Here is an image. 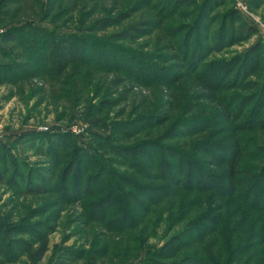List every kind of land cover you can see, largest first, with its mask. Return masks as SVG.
I'll return each mask as SVG.
<instances>
[{"label": "rangeland", "instance_id": "1", "mask_svg": "<svg viewBox=\"0 0 264 264\" xmlns=\"http://www.w3.org/2000/svg\"><path fill=\"white\" fill-rule=\"evenodd\" d=\"M164 1L152 0L153 3H157V7H162L161 3ZM190 1L192 0L185 2L170 20L164 22L166 25L163 28L167 27L163 29L161 20L155 15L156 10H150L147 6L140 4L138 0H57L56 2L53 0H0V34L7 32L14 25L29 21L39 26L55 28L56 33L61 35L87 33L93 36L116 38L117 34L126 31L124 36L142 34V37L133 42L120 41V39L115 42L133 47L146 44L144 51L153 54L155 53L154 45L166 42V38L171 35L168 29L182 25V28L187 31H179L175 37L178 39L179 46L176 54L181 55V58L184 57L186 62L183 63V68L176 67L174 69L175 81H170L167 85L159 83L145 85L116 70H103L89 64H69L64 69V75H41L39 70H34L18 55L20 49L16 43L7 44L14 49L13 53L19 56L17 60L21 61L25 69H28L29 75L20 76L10 82L0 81V143L12 144L14 152L20 155L24 162L23 167L26 166L23 169L19 166L14 167V165L7 167V177L0 182V228H4L9 240L13 241L12 247L16 259L14 262L2 263L0 261V264H144L148 261L145 258L146 252L153 247L162 246L173 234L182 231L189 224V220L194 216V211L186 214L181 222L174 220L175 214H172V217L169 214V208H172L174 213L178 210L179 204L176 203L178 196L180 195V198L186 194L182 192L179 195H167L160 204L154 206L156 209H153L149 215L152 220L150 226L152 231L145 230L147 232L144 231L138 239L135 240L134 237L139 234L140 224L126 231L107 230L101 222L90 221L85 216L87 213L84 208V203L104 196V192L93 197L79 196L78 198L73 197L71 200L66 199L59 191H63V188H71L72 193L76 195L79 190H86L88 188L85 185L86 176L83 179L84 185L77 183L74 186L76 175L71 174L68 178L62 175L67 158H69L67 154L65 152L60 154L61 148L57 149L56 144L50 145L49 154L44 151L48 144L47 141L51 137L53 138L51 134L55 132L70 133L74 136L77 145L88 149L91 153H96L100 158L108 159L109 161L105 162L107 167L118 170L120 173L117 176L124 175L133 178L135 184L153 187L163 184L158 175L151 171L150 165L155 164L159 154L156 155L155 162H153L151 161L152 157L149 158L153 151L146 148L144 155L148 154V156H145V159H140V163L146 166L143 170L145 173H140L129 166L111 162V158H115V156L103 145L97 143L92 135L96 133L108 136L112 142L124 147L135 146L142 142H145L143 144L147 146V141L154 140L165 148L176 146L186 153H190L192 146L200 142L199 140H203L205 136H207V140L215 139L217 144L214 146H219V148L222 145L221 142L225 146L232 142L228 138L227 129V124L231 121H225L219 113L224 109V106L218 101L211 102V109L208 108L206 111V114L207 112L209 116L212 114L210 117L215 120L211 126V128H218L215 132L212 129H209L207 134L202 132L188 135L185 132L190 127L186 120L197 115L203 103L204 108L209 106L206 104L208 103L207 98L202 95V92L190 98V95L196 90L192 86L193 80L189 79V77L195 78L194 72L190 71V65L195 62L196 55H202L212 45L213 48L219 46L221 48L208 53L205 63L217 60L231 62L235 56L245 52L257 42L259 36L262 38V50H264V0H226L224 5L215 8V18L212 20L213 23L209 22V30L203 35V38L198 37L196 32L198 28L194 27L193 29L192 27V23L198 15L195 5L197 8L203 0H194V6L190 5ZM232 7L239 12V18L247 24L255 26L257 32L244 40L222 46L218 25L222 21L221 15L224 12H229ZM191 10L189 17L182 16ZM104 18L110 19L104 21L102 25L98 24V27L110 22L112 24L101 31L89 30L92 24ZM185 26H190V28H185ZM204 29L207 30V27ZM137 30H141L140 33ZM23 31L26 32V30ZM188 32H191L190 37H186ZM10 34L8 33L6 36H11ZM14 34L17 35L19 32L15 31ZM198 44L200 47L196 51ZM187 51L188 54H186ZM159 52L167 54L168 51L161 49ZM167 57L168 55L164 58ZM0 61L6 62L3 59ZM154 62L163 66L160 59ZM169 62L164 64L168 65ZM260 67L264 70V60ZM73 68L77 73L68 77ZM236 71V67L232 68L231 74L234 77ZM232 78L229 75L225 82L234 79ZM171 80L173 79L171 78ZM249 80L256 81L260 87L264 83V71L246 77L241 76L238 82L245 84ZM256 89L244 88L242 91L231 89L225 95H229L231 92L245 95L255 92ZM198 95L200 98L196 97ZM197 100H199L198 103ZM257 100L258 97L253 102L256 103ZM240 102L234 101L233 110L240 115V121H243L247 117L246 112L252 106L248 104L244 108V112L236 111ZM195 103L199 106L185 111V107L195 106ZM91 106L94 108L89 110ZM150 115L164 118L157 124L141 128L147 120H151L146 118ZM174 122L177 126L174 125ZM180 125L182 126L180 127ZM37 131L49 134L41 135L40 142L42 144L44 142V146L39 145L40 151L31 143V140L36 138L26 137V133ZM169 132L173 137H159L163 133L168 134ZM253 134L257 139L259 137V140L253 141L251 146L264 144V131ZM54 140L59 141L58 138H54ZM38 143L39 139H36L37 146ZM152 147L155 146L152 145ZM218 150L221 149L215 148L216 153L219 152ZM58 153L62 161L59 165L53 164L56 170L53 173L50 170L52 169L50 165H52V157L57 156ZM130 156L132 158V155H129L128 159ZM243 160L246 163L257 162L249 158H243ZM205 165L213 169V166ZM182 168V173L187 170L185 164ZM16 170L24 172L35 186L25 191H17L12 187L11 183L21 182L20 173H17L15 178ZM173 170L177 172V168ZM94 171L95 169H92L90 172ZM34 174L42 176L44 181L34 180L32 177ZM52 174H55L54 178L51 176ZM179 176L180 180L186 182L184 174ZM13 177L15 181L10 182L8 179ZM115 178L117 181L125 182L123 179ZM151 187H147L152 189L151 194L159 192L154 189L155 187ZM94 190L96 191V189ZM130 190L137 200L145 201L144 197L142 198L140 195L145 190L141 192H135L133 188ZM222 200L228 201L225 198ZM105 206L99 210L103 212L102 214H104ZM139 214L141 211L132 205L130 216L136 215L137 217ZM137 219L139 218L137 217ZM25 224H33V229L30 232L25 231L27 229ZM141 224L143 226V223ZM13 226L15 227L11 228ZM247 229L242 230L247 231ZM39 234L40 237L37 236ZM255 242L257 241L255 240ZM199 246L202 244L192 242L189 248ZM258 249L259 247L255 250ZM179 253L169 256L166 260H173L172 262L181 260L183 255Z\"/></svg>", "mask_w": 264, "mask_h": 264}, {"label": "trees", "instance_id": "2", "mask_svg": "<svg viewBox=\"0 0 264 264\" xmlns=\"http://www.w3.org/2000/svg\"><path fill=\"white\" fill-rule=\"evenodd\" d=\"M56 1L53 0V2ZM187 1L165 0L161 3L162 7H157V3H153L152 0H138L140 4L142 3L143 6H147L150 10H156L155 15L161 20L162 28L166 25L164 22L170 20L178 12L179 7ZM193 1L189 2L192 6H194L195 2ZM225 1L203 0L197 8L195 5L198 15L195 17L192 27L193 29L194 27L198 28L196 31L198 37L201 36L203 38V35L208 32L209 22L213 23L212 20L216 15L214 14L215 8L224 5ZM191 12L192 10L182 14V16L189 17ZM239 17V12L233 7L229 12H224L221 15L222 21L218 25V33L222 46L244 40L257 32L255 26L247 24ZM108 19L110 18L97 20L91 25L89 30L101 31L107 28L112 24L111 22L100 27H98V24L102 25ZM166 27L163 29H166ZM182 27V25H178L174 29H168L171 35L166 38V42L154 45L155 53L151 54L144 51L146 44L139 43L140 46L133 47L115 42L119 39L120 41L133 42L142 37V34L124 36L125 31L117 34L116 38L111 36H93L87 33H66L61 35L56 33L55 28L39 26L32 21L14 25L7 32L0 34V59L6 61H0V81L10 82L20 76L29 75L28 69H25L21 61L17 60L20 56L34 70H39L41 75H61L65 74L64 69L69 64H89L103 70H116L126 77L145 85L152 83L167 85L170 81H175L174 69L176 67L183 68V63L186 62L184 57L181 58V55L176 54L179 46L177 44L178 39H175V37L179 34V31L187 32ZM188 27L190 28V26ZM188 27L185 26V28ZM206 27L207 30L204 29ZM23 30H26V32L24 33ZM15 31L19 32V34L15 35ZM140 31L137 30L138 33ZM8 33H11V36H6ZM190 36L191 32H188L186 37ZM258 39L248 50L235 56L231 62L217 60L205 63L208 53L221 48V46L213 48L212 45L202 55H196L195 62L190 65V71L194 72L195 78L189 77V79L193 80L192 86L196 89L190 95V98L202 92V95L206 96L208 102L206 104L209 106L204 108L202 106L203 103L199 108L200 112L186 120V122H189L188 125L190 127L185 132L188 135L202 132L207 134L209 129L215 132L218 128H211L215 120H212V114H210V117L208 112L206 114V111L208 108L211 109V102L218 101L224 106V109L219 113L225 121H231L227 124L228 138L232 140L228 145L225 146L221 142L220 148L219 146L215 147L214 144H217L215 139L207 140V136H205L203 140H199L200 142L192 146L190 153H186V151L179 150L176 146L165 148V146H161L158 144L159 142L154 140L147 141V146H144L145 144L143 143L145 142H142L135 146L124 147L112 142L108 136L96 133L92 135L97 143L103 145L115 156V158H111V162L129 166L140 173H145L143 170L146 168L143 163H140V159H145V156H148V154L144 155L146 148L152 149L153 153L149 157L150 159L152 157L151 161L155 162L154 158L157 154L159 155L155 164H150L152 167L151 171H154L155 175H158V178L163 181L162 185L153 187L140 185L133 183V178L124 175L117 176L120 173L118 170H112L111 167H107L108 165L105 162H108V159L100 158L96 153H91L88 149L77 145L74 136L70 133L55 132L51 134L53 138L51 137L47 141L45 153L49 154L50 145L54 146L56 144L57 149L61 148L59 153L65 152L67 157H69L62 175L67 178L71 174L76 175V184L74 183V186L77 183L84 185L83 179L86 176L87 182L85 181V185L88 187L86 190H79L74 195L71 188H63V191H59L61 195L71 200L73 197H93L104 192V196L83 203L87 213L85 216L90 221L101 222V224L106 226L107 230L126 231L140 224L139 234L134 237L136 240L145 230L152 231L150 228L152 220L149 215L153 209H156L154 206L160 204L167 195L174 196L182 192L186 193L185 195L183 194V197L179 198L180 195L178 196L176 202L179 204L178 210L174 213L172 208H169V214L170 217L175 214L173 216L174 220L181 222L186 214L194 211L193 218L189 220V224L182 231L173 234L162 246L153 247V249L146 252L145 258L148 261L144 264H264V162H260L264 161V144L251 146L253 141L257 139L253 133L264 131V83L258 87L256 81L253 80H249L245 84L238 82L241 76L246 77L253 73L258 74L264 71L260 67L264 60V50H262L263 45L261 43L263 41L261 36ZM8 43L17 44L20 49L19 56L13 53L14 49L10 48L11 46L9 47ZM199 47L200 45L198 44L196 51L199 50ZM161 49L170 53L162 54V52H159ZM186 54H188V51ZM167 55L168 57L164 58ZM158 59L163 63V66H159L158 63L154 62ZM167 62L170 64H164ZM234 67L237 70L235 77L231 74ZM18 72L21 73L17 74ZM75 73L77 71L73 68L68 77L73 76ZM229 75L234 79L232 78L233 80L225 82ZM244 88L257 89L255 92L245 95L237 92L225 95L228 90L238 89L242 91ZM196 97L200 98L199 95ZM257 97L258 100L254 103L253 101ZM236 100L238 102L241 101L236 111L244 112V108L248 104L252 106L246 112L247 117L243 121H240V115L233 110V103ZM198 102L199 100H197ZM197 103H195V106L185 107V111L192 107H198L199 104ZM229 106L232 107L230 108ZM93 108L94 106H91L89 110ZM146 118L151 120H147L141 128L157 124L164 117L159 118L150 115L146 116ZM174 125L177 126L175 122ZM170 132L168 134L163 133L159 137L171 138L173 136L170 135ZM26 134L27 138L39 139L38 146L35 144L36 139L31 140V143L35 145L38 151H40L39 145L42 144L40 142L41 135H49L40 131ZM54 138H58L59 141L54 140ZM257 140H259V137ZM152 145L155 147L153 148ZM12 146L9 143H0V182L7 177V167L14 165V167L19 166L21 169L26 168V166L23 167L24 162H22L21 156L14 152V147L12 148ZM41 146H44V142ZM215 148L221 150L216 153ZM59 153L57 156L52 157V165H50L52 169L50 170L53 173L56 172L53 164L59 165L62 161ZM129 155H132V158L130 156V159H128ZM243 158H249L257 162L246 163ZM136 160L139 163L135 162ZM183 164L187 166V170L182 173ZM205 164L213 166V169L206 167ZM192 166L193 168H191ZM174 168H177V172L173 170ZM92 169H95L93 173L90 172ZM17 173H20L21 182L11 183V186L17 191H25L35 186L29 180V177L25 176L24 172L16 170L15 178ZM182 174L186 176V182L180 180L179 175ZM54 175L52 174L51 176L54 178ZM32 177L34 180L44 181L42 176L34 174ZM115 177L123 179L127 183L117 181ZM15 178L8 180L10 182L12 180L15 181ZM91 181L92 184H90ZM39 185L41 184L39 183ZM147 187H155L154 189L159 190V192L151 194L152 189ZM131 188L135 192L145 190L141 192L142 194L140 193L145 201L137 200L133 196ZM222 198L228 199V201H223ZM132 205H135L138 211H141V214L137 216L139 219H137L136 215L130 216V207ZM102 206H105V209L103 208L104 214L99 211ZM141 223H143V226ZM24 226H27L25 231L30 232L34 225L25 224ZM242 229H247V231ZM37 236L40 237L41 235ZM9 239L7 232L1 227L0 261L2 263L16 260L12 247L13 241ZM192 242L201 243L202 246L189 248ZM258 247L259 249L255 250ZM179 252L183 255L181 260L174 262H172L173 260H166L169 256Z\"/></svg>", "mask_w": 264, "mask_h": 264}]
</instances>
